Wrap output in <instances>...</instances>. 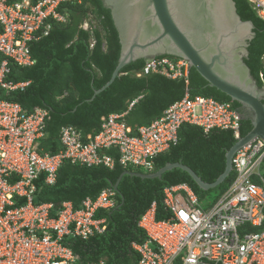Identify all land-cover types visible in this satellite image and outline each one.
Returning <instances> with one entry per match:
<instances>
[{"label": "built area", "instance_id": "1", "mask_svg": "<svg viewBox=\"0 0 264 264\" xmlns=\"http://www.w3.org/2000/svg\"><path fill=\"white\" fill-rule=\"evenodd\" d=\"M248 1L264 21V0ZM79 2L0 0V264H77L68 240H88L105 231L106 219L95 215L100 209L115 207V193L110 189L95 200L87 198L77 210L71 203H62L54 215L52 204L33 203L37 181L44 175L45 184L54 185L65 160L112 169L115 160L104 151L115 148L122 167L150 171L155 158L178 143V130L184 123L201 127L205 134L229 130L240 139L241 118L230 103L186 95L160 118L134 132L120 121L123 115L112 114L102 119L96 135L86 139L74 127L61 128V150L54 155L41 152L48 110L37 107L28 113L3 99L29 84L7 80L10 64L33 66L30 42L48 34V21L65 22L58 12L61 4ZM188 71L186 61L163 58L146 63L137 76L160 73L187 83ZM259 79L264 85V71ZM263 163L262 140L239 149L231 160L232 184L209 208H204L185 184L166 188L163 203L167 219H156L153 203L138 223L146 241L132 244L139 254L136 264H264V231L253 230L264 226Z\"/></svg>", "mask_w": 264, "mask_h": 264}, {"label": "trees", "instance_id": "2", "mask_svg": "<svg viewBox=\"0 0 264 264\" xmlns=\"http://www.w3.org/2000/svg\"><path fill=\"white\" fill-rule=\"evenodd\" d=\"M17 1L8 0L9 3ZM234 2L241 20L251 21L254 25L255 36L249 44L245 64L261 88L259 73L264 71V22L245 0ZM58 12L65 17V22L52 21L48 34L29 44L34 65L20 68L10 64L7 80L29 82L28 86L3 97L8 102L19 104L28 113L37 107L48 110L45 136L40 140L41 152L54 155L61 150L59 133L63 127H74L83 139L87 135H96L100 131L102 119L110 114L126 112L123 121L133 131L136 127L149 125L161 117L171 104L181 100L186 92L192 97L213 98L239 108V104L209 87L192 68L187 85L181 79L172 80L161 74L138 77L145 67L144 60L123 67L114 82L90 102L94 91L111 79L120 56L119 37L110 10L100 0H82L80 4H61ZM84 20L89 23L87 29L83 28ZM163 58L174 62L177 59L162 56L157 60ZM251 129L250 121L243 119L240 136L244 137ZM178 137L177 145L154 160L153 172L167 163L180 162L205 183L215 182L225 170L226 152L235 144L233 132L212 130L204 135L201 128L184 124L178 130ZM104 153L115 159L113 169L81 166L65 160L57 172L54 185L45 184L44 175L37 181L33 203L52 204V215L65 202L71 203L77 210L85 199L94 200L104 190L112 189L123 172L133 171L119 164V156L114 148L106 149ZM234 178L235 173L231 172L222 184L203 191L180 169L164 173L161 179L124 175L115 196L116 208L99 210L95 215L97 219H106L105 231L88 240H68L67 246L78 257L77 264L100 260L105 264H136L139 254L132 244H141L146 240L144 231L138 227V221L152 203L156 204V219H167L168 213L163 205L165 188L187 184L200 202L210 193L214 194L205 207L209 208L226 192ZM254 182L261 184L258 179H254Z\"/></svg>", "mask_w": 264, "mask_h": 264}, {"label": "water", "instance_id": "3", "mask_svg": "<svg viewBox=\"0 0 264 264\" xmlns=\"http://www.w3.org/2000/svg\"><path fill=\"white\" fill-rule=\"evenodd\" d=\"M110 10L120 42V56L111 79L95 90L90 102L107 89L121 69L171 56L186 61L211 88L239 104L242 119L252 129L225 154V170L213 183H205L182 163H167L156 172H123L141 179H161L173 169L186 172L199 189L208 191L222 184L232 172L231 160L254 139L264 142V87L259 88L245 64L255 34L251 21H243L234 0H100ZM123 200V198H122Z\"/></svg>", "mask_w": 264, "mask_h": 264}, {"label": "clouds", "instance_id": "4", "mask_svg": "<svg viewBox=\"0 0 264 264\" xmlns=\"http://www.w3.org/2000/svg\"><path fill=\"white\" fill-rule=\"evenodd\" d=\"M19 1H21V0H19ZM245 1L250 5V3H249L248 0H245ZM17 2H18V1H17ZM81 2H82V0H80L79 3H69V4H80ZM250 7H251V5H250ZM251 8H252V7H251ZM252 10H253V9H252ZM253 11H254V10H253ZM254 12H255V11H254ZM60 14H61V13H60ZM255 14H256V12H255ZM256 16L259 18L258 15H256ZM259 19H260V18H259ZM65 20H66V19H65ZM260 20L263 21L262 19H260ZM48 22L51 23L52 20H51V21H48ZM54 22H55V21H54ZM263 22H264V21H263ZM58 23H60V22H58ZM87 26H88V25H87ZM83 28H84V29H87L88 27H84V26H83ZM177 60H182V59H178V58H177L176 61H177ZM11 64H12V63H11ZM16 66H17V65H16ZM17 67H18V66H17ZM31 67H32V66H31ZM20 68H22V67H20ZM26 68H29V67H26ZM190 69H191V68L189 67V71H190ZM189 71H188V76H189ZM152 74H160V73H152ZM161 75H163V74H161ZM163 76H165V75H163ZM141 77H142V76H141ZM165 77H166V76H165ZM167 78H168V77H167ZM169 79H170V78H169ZM172 80H173V79H172ZM181 80H183L184 83H185L186 85L188 84V77H187V83H186V81H185L184 79H181ZM260 82H261V81H260ZM15 83H16V82H15ZM261 85H262L261 88L264 87V85H263L262 83H261ZM186 95H188L189 97H192V96L189 95L188 92H186L185 96H186ZM185 96H184V97H185ZM184 97H183V98H184ZM194 97H195V96H194ZM199 97H202V96H199ZM183 98H182V99H183ZM203 98H206V97H203ZM182 99H181V100H182ZM210 99H213V98H210ZM181 100H179V101H181ZM213 100H215V99H213ZM179 101H177V102H179ZM215 101H216V100H215ZM217 102H219V101H217ZM231 102H232V101H231ZM175 103H176V102H175ZM220 103H228V102H220ZM173 104H174V103H173ZM173 104H171V105H173ZM230 104L232 105V103H230ZM171 105H170V106H171ZM170 106H169V107H170ZM169 107H168V108H169ZM232 107L238 112V108H235L233 105H232ZM130 108H131V107L129 106V109H130ZM168 108H167V109H168ZM167 109H166V110H167ZM166 110H165V111H166ZM165 111H164V112H165ZM164 112H163V114H164ZM163 114H162V115H163ZM238 114H239V112H238ZM110 115H112V114H110ZM117 115H123V117L120 119V121H121L122 123H124L123 118H124V116L126 115V112L123 113V114H117ZM108 116H109V115H108ZM108 116H107V117H108ZM239 116H240V118H241V115H240V114H239ZM104 118H106V117H104ZM159 118H160V117H159ZM155 120H156V119H155ZM155 120H154V121H155ZM242 120H243V119L241 118V119H240V123H241ZM152 122H153V121H152ZM152 122H151V123H152ZM151 123H150V124H151ZM124 124H125V123H124ZM184 124H188V123H184ZM184 124H182V125H184ZM125 125H126V124H125ZM182 125H181V126H182ZM188 125H192V124H188ZM126 126H128V125H126ZM144 126H147V125H144ZM192 126H196V125H192ZM128 127L131 128L130 126H128ZM139 127H140V126H139ZM196 127H199V126H196ZM136 128H137V127H136ZM199 128H201V127H199ZM201 129H202V128H201ZM239 129H240V128H239ZM131 130H132V132H134L132 128H131ZM202 131H203V129H202ZM225 131H229V130H225ZM239 131H240V130H239ZM203 133H204V132H203ZM132 134H133V133H132ZM208 134H209V133H208ZM208 134H205V133H204V135H208ZM233 136H234V134H233ZM239 136H240V133H239ZM241 138H243V137L240 136V139H241ZM178 139H179V137H178ZM234 139H235V136H234ZM240 139H239V140H240ZM257 139H259V138H257ZM239 140L235 139V143H236L237 141H239ZM254 140H256V139H254ZM254 140H253V141H254ZM260 140H261V139H260ZM253 141H252V142H253ZM177 144H178V143H177ZM177 144H176V145H177ZM172 147H173V146H172ZM170 148H171V147H170ZM114 149H115V148H114ZM115 150H116V152L118 153V156L120 157L119 150H117V149H115ZM168 151H169V150H168ZM168 151H167V152H168ZM167 152H165V153H167ZM163 154H164V153H163ZM161 155H162V154H161ZM159 156H160V155H159ZM156 158H157V157H156ZM156 158H155V159H156ZM114 160H115V159H114ZM118 162H119V160H118ZM119 164H120V163H119ZM114 165H115V163H114ZM96 167H98V166H96ZM113 167H114V166H113ZM153 167H154V161H153ZM124 168H125V167H124ZM126 168H128V167H126ZM129 168H132L133 171L126 170V172L128 171V172H136V173H143V174L153 173V169L150 170V171H145V170H143V169H141V168H134V167H129ZM107 169H108V168H107ZM112 169H113V168H112ZM260 170H261V173H262V175H263V164H262ZM179 185H180V184H179ZM185 185H187V184H185ZM187 186H188V185H187ZM167 188H168V187H167ZM189 188H190V187H189ZM165 189H166V188H165ZM165 189H164V190H165ZM190 189H191V188H190ZM106 190H107V189H106ZM110 190H112V191L115 193V196H116V194H118V192H116L113 188L110 189ZM191 190H192V189H191ZM104 191H105V190H104ZM192 191H193V190H192ZM163 193H164V192H163ZM196 197H197V196H196ZM89 199H90V198H89ZM114 199H115V198H114ZM197 199H198V198H197ZM85 200H86V199H85ZM91 200H92V199H91ZM94 200H95V199H94ZM163 200H164V199H163ZM198 201H199V200H198ZM199 202H200V201H199ZM68 203H69V202H68ZM82 203H83V202H82ZM200 203H201V202H200ZM152 204H153V203H152ZM163 205H164V203H163ZM151 206H152V205H151ZM155 206H156V204H155ZM81 207H82V206H81ZM114 208H116V199H115V207H114ZM114 208H112V209H114ZM150 208H151V207H150ZM150 208H149V209H150ZM149 209H148V210H149ZM100 210H106V211H108L107 209H100ZM109 210H111V209H109ZM148 210H147V211H148ZM147 211H146V212H147ZM146 212H145V213H146ZM145 213H144V214H145ZM144 214H143V215H144ZM143 215H142V216H143ZM142 216H141V217H142ZM141 217H140V219H141ZM140 219H139V221H140ZM139 221H138V223H139ZM138 227H139V226H138ZM139 228H140V227H139ZM140 229H141V228H140ZM253 230H254V232H262V231H264V226L253 228ZM145 241H146V240H145ZM145 241H144V242H145ZM144 242H143V243H144ZM136 244H137V243H136ZM141 244H142V243H141ZM100 261H101V260H100ZM102 261H103V260H102Z\"/></svg>", "mask_w": 264, "mask_h": 264}, {"label": "rangeland", "instance_id": "5", "mask_svg": "<svg viewBox=\"0 0 264 264\" xmlns=\"http://www.w3.org/2000/svg\"><path fill=\"white\" fill-rule=\"evenodd\" d=\"M83 23H84L83 24L84 27H88L87 25H89V23H88L87 20H84ZM263 166H264V164H263ZM213 197H214V194L210 193L205 199L201 200V205L205 208L207 206V203H209L212 200Z\"/></svg>", "mask_w": 264, "mask_h": 264}]
</instances>
